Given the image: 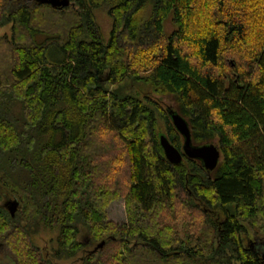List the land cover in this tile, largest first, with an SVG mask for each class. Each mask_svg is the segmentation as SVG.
<instances>
[{"label":"trees","instance_id":"16d2710c","mask_svg":"<svg viewBox=\"0 0 264 264\" xmlns=\"http://www.w3.org/2000/svg\"><path fill=\"white\" fill-rule=\"evenodd\" d=\"M68 1L0 0V201L19 204L13 217L0 206V246L13 264H264V0ZM167 109L193 146L219 150L213 171L167 162L159 135L182 148ZM120 200L123 225L107 216Z\"/></svg>","mask_w":264,"mask_h":264},{"label":"water","instance_id":"95a60500","mask_svg":"<svg viewBox=\"0 0 264 264\" xmlns=\"http://www.w3.org/2000/svg\"><path fill=\"white\" fill-rule=\"evenodd\" d=\"M37 2L42 4H47L52 8L63 9L67 7H73V4L68 0H38ZM232 66V63H230ZM168 115L172 120V124L178 134L181 136L182 148L179 152L174 148L168 139L164 135H159V146L161 147L164 157L167 162L171 165L177 166L181 164L182 157H186L191 160H196L201 162L202 167L207 171H213L219 162L220 152L214 144L193 146L191 144L190 132L185 120L172 110L167 109ZM8 212L11 217L16 213L19 204L16 201L8 203ZM103 242H101L96 249L103 247Z\"/></svg>","mask_w":264,"mask_h":264},{"label":"rangeland","instance_id":"374dc122","mask_svg":"<svg viewBox=\"0 0 264 264\" xmlns=\"http://www.w3.org/2000/svg\"><path fill=\"white\" fill-rule=\"evenodd\" d=\"M26 3H31V1H38V0H24ZM107 10L105 8H101L97 11H95V17L96 20L102 29V34L105 39H107L110 27H111V19L107 15ZM165 32L169 33L172 30V26L170 25V22H165L164 24ZM10 33L9 26H6L4 28H0V36L6 34L7 36ZM232 63V61H231ZM152 99L156 100L163 108H166L168 106H171L170 103V97L160 94H150L149 95ZM15 201L10 195L3 194L0 206L6 209V206L8 203ZM107 216L108 220L117 223L122 224L125 222V216L124 215V205L123 201H116L113 202L110 207L107 210ZM54 237V234L52 233H44L39 234L37 237L34 238L35 243L43 250L44 254H49L50 244L48 243V239ZM259 238H264L262 235H260ZM82 239H84V235L82 236ZM254 240V239H253ZM90 248L94 246H89ZM88 248L87 250H90ZM0 264H13V259L11 255L8 253V251L5 249V247L0 246ZM58 264H69L67 261H62Z\"/></svg>","mask_w":264,"mask_h":264},{"label":"flooded vegetation","instance_id":"af4514ba","mask_svg":"<svg viewBox=\"0 0 264 264\" xmlns=\"http://www.w3.org/2000/svg\"><path fill=\"white\" fill-rule=\"evenodd\" d=\"M182 142H183V140H182ZM8 206H9V205L7 204V206H6V210H7ZM7 211H8V210H7Z\"/></svg>","mask_w":264,"mask_h":264}]
</instances>
